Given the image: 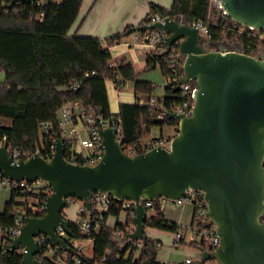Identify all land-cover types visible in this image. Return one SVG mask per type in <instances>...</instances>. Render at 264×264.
<instances>
[{"label": "water", "instance_id": "water-1", "mask_svg": "<svg viewBox=\"0 0 264 264\" xmlns=\"http://www.w3.org/2000/svg\"><path fill=\"white\" fill-rule=\"evenodd\" d=\"M34 3L37 0H11ZM229 16L247 26L264 29V0H222ZM211 13L218 14L214 8ZM163 18L131 26L128 33L161 29L163 57L179 41L184 76L193 83L195 103L184 112L165 109L179 121L168 145L129 154L119 138V123H104L96 111V126L105 152L95 164L69 160L67 145L55 134L54 151L47 159L34 153L17 162L6 145H0V173L11 180L34 182L38 178L52 186L41 200L43 215L24 212L18 235L11 237L10 251L23 246V264H42L37 240L45 234L52 247L80 254L57 227L71 234V221L63 216L70 198L80 199L88 209L94 192L110 193L116 200H134L130 235L147 244L148 208L145 200L180 199L189 190H202L208 215L215 224L220 243L204 250L195 264L216 259L221 264H264V51L250 54L244 48H229L206 38L199 27L178 18ZM180 81V80H179ZM92 211V210H91Z\"/></svg>", "mask_w": 264, "mask_h": 264}, {"label": "trees", "instance_id": "trees-1", "mask_svg": "<svg viewBox=\"0 0 264 264\" xmlns=\"http://www.w3.org/2000/svg\"><path fill=\"white\" fill-rule=\"evenodd\" d=\"M10 2L0 0V71L4 73V78L0 80V117L6 121L0 125V139L7 135L10 143L22 152L30 153L39 148L44 154L45 149L50 150L52 138L60 132L59 108L65 102L74 100L93 106L107 122H119V138L127 149L131 148L134 152L143 150L141 135L150 136L155 127L159 126L162 130L165 124L179 125L177 119L168 115L158 117L162 108L139 102L143 94L152 97L156 85L150 80L138 78L139 72L133 64L116 59L110 50L113 44L129 34L131 25L102 40L99 36L70 33L80 14L83 0H43L40 4L17 1L9 7ZM159 12L164 15L182 13L188 21L206 19L209 0H173L170 8L151 1L149 12L142 22ZM222 30L220 25L211 26V40L217 42L222 37ZM240 40L247 51L255 48L258 42L247 32L240 34ZM113 60L115 64L111 65ZM157 61H160L162 71L167 76L168 66L157 53H150L147 66H153ZM108 79L118 85L128 81L134 83L136 100L121 102L117 113L111 111ZM78 80L82 81L81 86L70 88ZM159 100L165 107H170L173 103H182L184 97L179 88L168 86ZM43 121L52 124L47 135L39 131ZM65 156L71 158L68 149ZM19 195H25L26 199L18 200ZM41 195L38 191L12 189L10 199L0 211V226L13 225L16 218L26 210L31 215H43ZM32 198L34 202H31ZM123 210L122 201L115 200L106 215L119 216ZM126 211L125 223L104 225L98 232L90 234L81 232L76 223L71 222L72 238L93 240L91 254L80 252L78 264H159L158 246L161 242L148 235L147 244L140 247L138 258H135V251L129 252L126 257L127 249L111 242L114 228L133 226L134 212L131 208ZM146 225L173 232L179 227L177 222L166 218L161 206L156 207V214L148 217ZM47 248V245L43 247L44 250ZM56 254L52 257L41 255L42 264H57ZM70 258H73L71 253ZM0 264H23L22 251H3L0 246Z\"/></svg>", "mask_w": 264, "mask_h": 264}, {"label": "built area", "instance_id": "built-area-1", "mask_svg": "<svg viewBox=\"0 0 264 264\" xmlns=\"http://www.w3.org/2000/svg\"><path fill=\"white\" fill-rule=\"evenodd\" d=\"M40 1H35L37 4H40ZM4 3V1L2 2ZM217 8L219 9L218 14L211 13V10ZM43 15V14H42ZM41 15V16H42ZM171 16L173 18H178L181 21H187L191 25L195 27H199L201 33L208 39L212 38L211 26H222L223 33L222 37L217 41L219 44H223L229 48H244L246 52L250 54H257L256 47L261 43H264V29H259L252 26H247L242 24L234 19H232L227 10L222 5V0H209V14L206 19H194L192 21H188L186 17L181 13L178 15H165ZM157 19L162 20L157 13L151 16L147 21V23L156 21ZM247 32L250 36L257 39L256 47L251 48L250 51H247L244 44H242L240 40V34ZM133 33V41L129 42V45L138 44L143 45L151 50V53H159L165 50L166 46L164 43V37L166 32L161 29H147L143 31H135ZM105 45H108L106 41H104ZM165 63L168 66L169 74L165 77V87H177L182 91V96L184 97V101L182 103H173L170 107H165L164 103L157 99L156 97H150L148 104L151 106H158L162 108L161 113L158 114V117H164L168 114L165 109L170 111L184 112L185 106H187V101L189 106H192L195 103V85L191 83H185L181 81V77L184 76L185 72L183 69V62L180 60V51H179V41L175 42L171 47L169 53L163 56ZM115 61H111V65H114ZM94 73V71H93ZM180 80V81H179ZM82 81L78 80L70 85V88L77 89L81 86ZM164 94L162 95V97ZM96 110L91 105H85L79 100L65 102L59 108V126H60V135L65 139L66 145L69 142V146L67 145V149L71 152V158L69 160L80 162L84 164H95L99 160L102 159L103 154L105 152V146L102 145L103 138L100 135L97 126H96ZM101 121L106 125L107 121L101 118ZM4 119L0 117V125L4 124ZM113 124L119 123L117 121H113ZM52 129V124L49 121H43L40 124L39 131L40 134H49ZM121 129L119 123V130ZM53 143L50 147V150L45 149V155L42 154L39 148L32 152H22L18 147L13 146L7 135H4L2 139H0V145H6L7 151L9 155L13 157V159L17 162L20 158L27 159L32 156L34 153H39L45 158H51L50 152L54 151V140L55 136L52 138ZM170 137L168 140L170 141ZM140 140L142 143L143 150L138 151H147L158 145H166L165 140L166 137L164 135H141ZM81 147V148H80ZM125 152L129 154H135L131 148L127 149L125 147ZM0 184L8 186L12 189H22L24 191H38L41 192V198L46 199V197L52 192V186L44 179L38 178L34 182H29L27 180H11L0 173ZM166 197H161L159 199V206L162 207V201L166 200ZM92 203V209H88L84 203L80 207V211L74 219L67 217L65 213V209L63 212V216L68 218L71 222L76 223L79 230L83 233H93L98 232L99 229L108 225L107 223V215L114 205L115 198L108 192H94L90 197ZM177 202L188 201L191 202L194 206L193 219L187 225L183 226L179 224L178 229L174 232L173 245L178 246L181 243L188 242L199 245L198 249L202 253L204 250L213 251L217 248L220 243V237L217 233V229L214 223H212L210 216L208 215V204L204 198V192L202 190H194L191 189L188 191L185 197L177 199ZM134 200H123L122 207L124 210L131 208L134 205ZM146 207L152 208L154 207V200L147 199L145 200ZM92 210V211H91ZM25 212V211H24ZM24 212L20 216H18L15 220V223L11 226L1 227L0 226V246L3 251L10 250L9 244H11V238H8L4 234L14 237L19 234L20 228L24 223ZM133 229L131 228H122L116 227L113 229L112 236L110 238L112 243H115L120 248L127 249L128 252L135 251L139 249L143 242L139 239H135L130 235H126L130 233ZM58 235L65 238L66 241L74 247L77 242V238H72L71 234H68L65 230L64 226L59 225L57 227ZM67 235L73 241H69L65 237ZM189 237V238H187ZM37 240L41 246L42 251L37 255V257L41 260V255L48 257L47 254L48 249H55V254L58 250H62L60 253H57L55 257V261L57 264H78L80 262L79 254H72L73 258H70V252L63 250L60 247H52L45 234H39L37 236ZM47 241V243L45 242ZM47 245L48 248L46 250L43 247ZM75 248V247H74ZM20 249L23 253V246L17 248ZM77 250V249H76ZM79 253L82 252L77 250ZM54 254V255H55ZM52 257V256H51ZM183 264H195V260L192 257H187Z\"/></svg>", "mask_w": 264, "mask_h": 264}, {"label": "rangeland", "instance_id": "rangeland-1", "mask_svg": "<svg viewBox=\"0 0 264 264\" xmlns=\"http://www.w3.org/2000/svg\"><path fill=\"white\" fill-rule=\"evenodd\" d=\"M86 1L89 2L88 3L89 8H91L93 5L95 6L97 3H98V5H105V7H103V8H106V6H110V4L113 3V0H86ZM154 2H156V1H154ZM163 2L166 4V7H171L172 0H163ZM141 4H142V1L139 0L133 6L134 7L136 6V8L138 9L141 6ZM149 6H150V3H149ZM113 7H114V5H113ZM142 10L143 9L140 8L138 12L140 13ZM109 36H111V35H109ZM109 36H107V38ZM124 38L126 40L133 41V33L131 32V33L125 35ZM127 47L130 49L140 48V49H143L145 51V47L140 46L138 44L128 45ZM260 49L263 51L264 46L258 45L256 47L257 53L261 52ZM136 68H137V71L139 72L138 78L144 79V80H150L156 85V89L153 92V96L156 97L157 99H159V97H161L165 91L164 83H165V77H166L162 71L160 61H157V64L155 67L147 66V62H140V63L136 64ZM3 78H4V73L2 71H0V80H2ZM107 86H108V91H109L108 93H109L110 103H111V111L113 113H117L119 111V106H120L121 102H131L135 99L134 83L132 81H128V82H125L121 85H118V84H115L113 82V80L108 79L107 80ZM149 98H150L149 95L143 94L140 96L139 102L142 104H147L149 101ZM177 128H178V126L176 127L174 124H165L162 130L159 126L154 128L155 130L154 129L152 130L151 135H155L154 133H156V135L163 134L166 137L165 144L168 145L170 143L168 138L170 136L173 137L177 133ZM10 195H11V189L6 185L0 184V208H4L6 202L10 199ZM17 198L20 201H24L26 199V196L25 195H19ZM166 200H171V201H176V202L178 201V200H174V199H170V198H167ZM34 201H35V199L32 198L31 202H34ZM81 204H82V201L78 198H70L69 199L68 205L65 207V209L67 211V215L69 218L74 219L77 216V214L80 211ZM161 204H162V209L164 208L166 214L169 216L173 215L172 214L173 209H176V210L179 209L178 208L179 206L174 205L171 202H168V203L166 202L165 205L163 204V202ZM171 207H172V209H171ZM124 214L125 213L123 212V215ZM148 214H149V216L156 214V207L149 208ZM163 230H165V229H163ZM165 233H166L165 234L166 236L163 237L164 238L163 241L158 246L159 247V254H160L161 249L164 250V253L160 255L161 260H163V262L165 261V263H162V264H182V262L187 257H193L195 259V261H197L201 257V252L198 249H196V247L193 244L189 243V239H187L188 242H184L178 246H174L173 243L169 244V240H171L172 236H173V231L165 230ZM65 237L67 239H69L70 242L73 241V239H70L67 235H65ZM187 238H189V237H187ZM153 239H155L156 241H159L158 238H153ZM162 243H163V245H162ZM92 244H93L92 239L79 238V239H77L76 245H74V247H75V249H77L79 251L82 250V252H84L85 254H90ZM55 252H56L55 249H48L47 250V254L49 256H53L55 254ZM140 253H141L140 248L135 250V258H138ZM128 255H129V252L126 253V257H128ZM204 264H221V263L219 261H217L216 259H208Z\"/></svg>", "mask_w": 264, "mask_h": 264}, {"label": "crops", "instance_id": "crops-1", "mask_svg": "<svg viewBox=\"0 0 264 264\" xmlns=\"http://www.w3.org/2000/svg\"><path fill=\"white\" fill-rule=\"evenodd\" d=\"M138 1L139 0H113V3L110 4V6H106V8H103L105 7V5H98V3L96 4L97 6L93 5L91 8H89L88 7L89 2L86 0H83L80 14L78 18L76 19V21L74 22L70 30V33L71 34L79 33L82 35L99 36L102 40H104L109 35H113L114 33L123 31L128 25L134 26V25L140 24L143 18L149 12L150 1H156L157 4L165 8H170V7H166V4L163 2V0H141L142 4L137 9L136 6L134 7L133 5H135ZM140 8H142L143 10L139 13L138 11ZM129 42L130 40H126L123 37L120 42L113 44L110 50L116 59L118 60L123 59L126 62L132 63L135 69L137 70L136 64L140 62H147L149 55L151 53V50L143 45H140V46L145 47V51L140 48L130 49L127 47L129 45ZM155 66L156 64L153 65V67ZM135 100L136 98L133 101ZM154 134L156 135V133ZM162 202L164 205L166 202L167 203L171 202L172 204L179 206L178 210L176 209L172 210L173 215L171 216L167 215L163 208L167 219L171 221H175L178 224L183 225V226H187L192 221L194 206L191 202H188V201L176 202V201H171V200H165ZM3 209L4 208H0V211H2ZM123 212L125 213L124 215H123ZM65 213L67 215L66 209H65ZM126 218H127V211L123 210L119 216H115L112 214L109 215L107 217V223L110 226H114L117 222L125 223ZM145 232L151 238H158L160 242H162L164 239L163 237L166 236L165 230L156 228L150 225H146ZM173 238H174V232H173L172 239L169 240V244L173 243ZM91 251H92V248H91ZM163 253H164L163 249L160 250V254L158 251L159 264L165 263V261L163 262V260H161V257H160V255ZM184 261L182 262V264L184 263Z\"/></svg>", "mask_w": 264, "mask_h": 264}, {"label": "flooded vegetation", "instance_id": "flooded-vegetation-1", "mask_svg": "<svg viewBox=\"0 0 264 264\" xmlns=\"http://www.w3.org/2000/svg\"><path fill=\"white\" fill-rule=\"evenodd\" d=\"M242 42V41H241ZM242 44H244L243 42H242ZM261 46H264V43H261L260 44ZM264 51V50H263ZM261 53V52H260ZM260 53H257V54H260Z\"/></svg>", "mask_w": 264, "mask_h": 264}]
</instances>
